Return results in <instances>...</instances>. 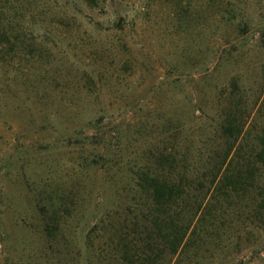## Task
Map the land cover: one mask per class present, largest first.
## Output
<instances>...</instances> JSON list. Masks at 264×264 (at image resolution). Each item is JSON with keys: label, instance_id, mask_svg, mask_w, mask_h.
Segmentation results:
<instances>
[{"label": "rangeland", "instance_id": "rangeland-1", "mask_svg": "<svg viewBox=\"0 0 264 264\" xmlns=\"http://www.w3.org/2000/svg\"><path fill=\"white\" fill-rule=\"evenodd\" d=\"M96 1L0 2V264H122L116 229L143 258L140 175L167 178L168 158L170 179L212 171L236 107L242 135L195 180L208 193L185 250L148 252L264 264V165L237 191L223 178L258 162L264 0Z\"/></svg>", "mask_w": 264, "mask_h": 264}, {"label": "trees", "instance_id": "trees-1", "mask_svg": "<svg viewBox=\"0 0 264 264\" xmlns=\"http://www.w3.org/2000/svg\"><path fill=\"white\" fill-rule=\"evenodd\" d=\"M2 0H0L1 2ZM85 4L90 6H96V0H81ZM5 14L0 13V22L4 21ZM1 25V24H0ZM7 33V32H1ZM223 111V120L220 125L219 139L223 141L227 147V154H223L219 157V161H215L212 171H206L204 169H196L192 174L195 175V179L189 178L187 171L182 173L180 178L174 180L171 177L175 172V167H172V162L167 159L166 164L169 168L168 177L157 178L151 176L149 173H142L139 177L137 187L147 194L150 202L148 203V216L146 226L149 228V234L145 235L146 249L148 251H156L159 247L163 248L160 256H166L170 259L173 258L180 250L182 252L188 245V241L191 240L192 234L190 233L199 214L203 210L204 202L207 196V191L203 188V184L200 183L199 187L196 186L195 180H203L208 176H216L219 172H214L216 168L222 169L224 167L225 160L232 151L234 144L237 142L239 136L242 135V114L238 112L237 107L235 113H226ZM258 151L256 153L257 163H249V169L246 174L239 172L233 177L228 176V172L224 173L225 180L233 178L230 182L233 186V191L240 189V184L247 178H254L258 173V169L250 168V165L263 164L264 165V132L257 136ZM171 157V156H170ZM208 161L211 157L208 155ZM220 159L222 161H220ZM201 171V173L199 172ZM191 174V175H192ZM215 178V177H213ZM214 181H211V184ZM231 186V185H228ZM226 186V188L228 187ZM206 187V183H205ZM229 188V187H228ZM221 192V191H220ZM117 239V247L120 248L122 254V264H151V254L148 251H144V257L141 253L132 251V247L127 244L126 237L123 233L120 234L118 230H115ZM143 240V239H142ZM136 241V240H135ZM148 252V253H147ZM157 261V260H156Z\"/></svg>", "mask_w": 264, "mask_h": 264}]
</instances>
